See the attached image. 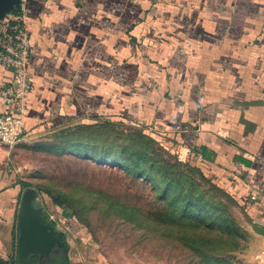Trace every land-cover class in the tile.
I'll use <instances>...</instances> for the list:
<instances>
[{"label": "crops", "instance_id": "0c3cea01", "mask_svg": "<svg viewBox=\"0 0 264 264\" xmlns=\"http://www.w3.org/2000/svg\"><path fill=\"white\" fill-rule=\"evenodd\" d=\"M21 5L32 78L26 135L121 120L181 154L264 224V0ZM11 79L0 66V91ZM8 110L0 96V113ZM3 160L0 261L17 264L19 190Z\"/></svg>", "mask_w": 264, "mask_h": 264}, {"label": "rangeland", "instance_id": "374dc122", "mask_svg": "<svg viewBox=\"0 0 264 264\" xmlns=\"http://www.w3.org/2000/svg\"><path fill=\"white\" fill-rule=\"evenodd\" d=\"M0 155L18 206L25 180L65 238L68 264H264L257 220L181 154L121 120L52 127Z\"/></svg>", "mask_w": 264, "mask_h": 264}, {"label": "built area", "instance_id": "2783aa9c", "mask_svg": "<svg viewBox=\"0 0 264 264\" xmlns=\"http://www.w3.org/2000/svg\"><path fill=\"white\" fill-rule=\"evenodd\" d=\"M25 18L20 5L19 10L11 11L4 18L0 33V66L12 74L11 81L0 91L2 101L9 107L8 111L0 113V152L7 154L27 136L23 120L32 78L28 69L30 38ZM251 199L256 198L251 196ZM262 203L264 214V194Z\"/></svg>", "mask_w": 264, "mask_h": 264}, {"label": "water", "instance_id": "95a60500", "mask_svg": "<svg viewBox=\"0 0 264 264\" xmlns=\"http://www.w3.org/2000/svg\"><path fill=\"white\" fill-rule=\"evenodd\" d=\"M21 0H0V21L8 13L19 10ZM24 188L17 215V264H35L33 258L48 257L54 248L63 246L62 236L45 221L41 207L36 204V192L31 183L19 180ZM252 231L264 237V227L252 225Z\"/></svg>", "mask_w": 264, "mask_h": 264}, {"label": "flooded vegetation", "instance_id": "af4514ba", "mask_svg": "<svg viewBox=\"0 0 264 264\" xmlns=\"http://www.w3.org/2000/svg\"><path fill=\"white\" fill-rule=\"evenodd\" d=\"M63 246L60 248H54L53 252L48 257H43L41 260L33 258L35 264H68V257L64 253L65 247V238L62 236Z\"/></svg>", "mask_w": 264, "mask_h": 264}, {"label": "trees", "instance_id": "16d2710c", "mask_svg": "<svg viewBox=\"0 0 264 264\" xmlns=\"http://www.w3.org/2000/svg\"><path fill=\"white\" fill-rule=\"evenodd\" d=\"M143 135H145V134H143ZM18 184H20L19 182H18ZM221 189V188H220ZM221 190H224V189H221ZM225 191V190H224ZM225 193H227L226 191H225ZM228 194V193H227ZM230 197L234 200V201H236V199L234 198V197H232L231 195H230ZM237 203V202H236ZM56 205L57 207H59V204H57L55 201H53V200H51V205L49 204V205H47L46 207L47 208H49V211L51 212V213H53V214H55L58 218H61L62 219V217L59 215L60 213H59V211H58V208L57 207H54L53 205ZM239 205L241 206V204L239 203ZM51 206H52V208H51ZM242 207V206H241ZM242 209H243V212H245L246 214H248V212L249 211H246V209L245 208H243L242 207ZM63 216V215H62ZM63 219H65L64 218V216H63ZM256 223V225H260V226H262V227H264V224H261L260 222H255ZM227 224H228V222H227ZM229 226V225H228ZM222 227H224L225 228V226H224V222L223 221H221V224L220 225H217V229H220V228H222ZM225 230V229H224ZM0 264H15V261L13 260V259H10V260H8V261H3V260H1L0 261Z\"/></svg>", "mask_w": 264, "mask_h": 264}]
</instances>
